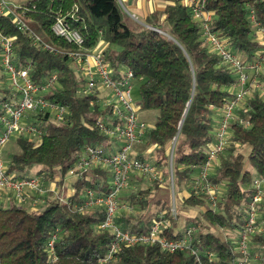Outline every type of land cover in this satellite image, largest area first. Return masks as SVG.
<instances>
[{"label": "trees", "instance_id": "obj_1", "mask_svg": "<svg viewBox=\"0 0 264 264\" xmlns=\"http://www.w3.org/2000/svg\"><path fill=\"white\" fill-rule=\"evenodd\" d=\"M25 4L30 8V24L45 41L57 48L71 46L51 31L61 14L79 30L85 48L96 46L102 38L104 58L110 67L116 72H133V83H139L140 109L155 115L144 141L134 147L136 156L157 165L167 183L173 147L174 187L177 185L180 193L187 192L179 198L178 216L173 219L170 200L162 202L157 198L164 186L154 181L143 188L140 182L144 180L135 177L122 196L133 210H120L116 222L123 230L146 232L151 219L163 212L171 220L167 231L171 238L194 227L192 245L198 249L199 258L187 249L168 252L158 244H137L122 246L116 257L105 264H232L239 256L238 234L252 199L253 177L264 175V69L252 72L250 80L255 79L258 85L252 86L250 94L235 109L230 141L210 169L208 179L220 191L213 208L206 194L196 193L192 185L206 149L214 141L220 113L233 94L237 76L204 41L200 24L189 7L174 0L140 23L119 0H30ZM205 9L213 13L211 30L233 52L246 62L258 58L262 52L258 28L264 27V0H206ZM0 31L15 37L13 49L18 62L32 61L33 79L57 72L58 84L44 96L68 108V119L61 124L47 123L44 116L39 117L44 125L39 141L25 133L14 137L17 150L4 155L7 170L19 179L39 167L37 174L43 178L62 180L86 144L107 143L108 137L97 125V118L105 111L98 101L90 103L94 96L78 91L79 73L64 53L33 45L5 16L0 18ZM0 89L7 97V85L4 83ZM245 146L247 153L242 150ZM93 170L94 176L86 174L75 181L72 205L82 200L87 187L102 191L109 188V174L100 168ZM72 205L46 198L38 209L29 210L14 200L0 202V264H100L98 260L112 236L96 226L103 211L94 207L81 213ZM189 208L198 209V213L192 218L184 217L181 226L180 211ZM263 223L264 195L257 204L256 225ZM221 229L230 230L231 236L222 235ZM55 230L56 259L51 261L48 241ZM209 252L215 259L209 260ZM249 256L256 264H264L263 228L252 234Z\"/></svg>", "mask_w": 264, "mask_h": 264}, {"label": "built area", "instance_id": "obj_2", "mask_svg": "<svg viewBox=\"0 0 264 264\" xmlns=\"http://www.w3.org/2000/svg\"><path fill=\"white\" fill-rule=\"evenodd\" d=\"M181 1L189 7L194 19L199 22L204 41L237 76L233 94L225 102L220 113L214 141L207 147L205 160L192 185L196 193L206 194L210 206L215 208L220 191L217 184L209 181L208 175L212 164L230 141V123L234 119L235 109L250 94L252 86L258 85L255 79L250 80V72L258 71L264 63V27L258 28L262 52L255 61L246 62L240 54L233 52L216 32L211 30L212 17L211 11L205 9L206 0ZM29 9L26 4L14 5L7 0H0V18L3 16L9 18L18 30L31 39L33 45L40 46L49 52L64 53L70 58L81 79L78 91L82 95L94 96L90 103L98 101L105 111L97 118V125L108 137L107 143L86 144L75 165L66 175L72 176L75 182L86 174L93 175V169L100 168L109 174V188L107 191H102L87 187L83 191L82 200L72 205L71 198L75 190L72 188V191L63 195V186L59 178L52 179L53 185L50 186L43 184L42 174L16 179L8 172L2 155L4 144L12 136L23 133L39 141L44 133L43 121L39 120V117L44 116L47 123L61 124L68 119V108L63 103L49 100L44 96V93L58 84L57 72H52L40 79H33L30 75L32 61L22 64L18 62L13 49L15 37L0 31V87L5 83L9 88L7 97H4L5 93L0 89V202L4 200H14L18 204L28 202L29 209L36 210L41 205L39 203H43L46 198H54L72 205L81 213L94 207H101L103 217L96 226L100 230L109 231L112 236L106 252L98 260L100 264L113 260L122 246L137 244H158L162 250L168 252L187 249L190 254L199 258L198 249L192 245L194 227L190 226L181 236L171 238L167 235V231L171 228V220L165 217L163 212L151 219L146 232L123 230L116 222L120 210H133L129 202L122 199L124 191L133 185V178H142L148 184L157 181L162 186L165 181L157 165L146 158L141 159L136 156L134 147L144 141L147 130L152 126L140 119L137 114L132 93L133 72L129 69H120L117 72L112 69L104 58V48L99 46L85 48L79 30L72 27L61 14H58L51 25V31L71 46L67 49L57 48L45 41L30 24L31 20L27 17ZM172 153L173 147H171L168 163L167 184L172 192L170 216L177 219ZM95 177L99 181L102 180L97 175ZM263 182L264 175L252 180V199L248 204L246 220L238 234L239 256L232 264H249L250 262V240L257 229V204L264 195ZM57 236V230H55L48 241L51 261L56 259L54 242ZM207 254L210 261L215 259L211 252Z\"/></svg>", "mask_w": 264, "mask_h": 264}, {"label": "crops", "instance_id": "obj_3", "mask_svg": "<svg viewBox=\"0 0 264 264\" xmlns=\"http://www.w3.org/2000/svg\"><path fill=\"white\" fill-rule=\"evenodd\" d=\"M30 0H27L25 2H21V1H13V0H7L8 3L10 4H14V5H21V4H25ZM122 7L124 8V10L136 21L143 23L144 19L148 16V14H150L153 11H161L163 10L168 4H172L174 2V0H119ZM211 17L213 18V13L211 12ZM96 46H99L101 48L105 47V42L104 39L100 38L99 41L97 42ZM264 69V64L260 67L259 70ZM252 72H250V76H251ZM143 120V119H142ZM145 121V120H144ZM136 152V151H135ZM39 169V168H38ZM37 172V171H36ZM37 174V173H36ZM58 178V177H55ZM54 178V179H55ZM65 178L66 176L61 180L60 184H62V186L66 187V182H65ZM52 179H47V178H43V184L45 185H50L52 186ZM71 185H69L67 187V191L69 192L73 186H74V180L73 181H69ZM187 192L183 191L181 193H179V198L186 196ZM42 203H39V205ZM26 205V204H25ZM28 205V202H27ZM29 206V205H28ZM186 211V212H183ZM196 212V213H193ZM198 213V209H192L189 208L187 210H181L180 211V215L184 218V217H189L190 218L194 217L195 215H197ZM181 216L178 219V222L181 224L182 218ZM250 261L253 262V264L255 262V260L251 259Z\"/></svg>", "mask_w": 264, "mask_h": 264}, {"label": "rangeland", "instance_id": "obj_4", "mask_svg": "<svg viewBox=\"0 0 264 264\" xmlns=\"http://www.w3.org/2000/svg\"><path fill=\"white\" fill-rule=\"evenodd\" d=\"M13 1H14V0H13ZM15 1L25 2V1H27V0H15ZM132 93H133L134 103H135V106H136V108H137V114H138L139 118L145 120L150 126H153V123H154V120H155V115H154V113L151 112V111L142 110V109H140V107H139V83H137V82L133 83ZM14 137H15V136H12V137H11V138H10L5 144H4V146L2 147V155H3V157H4V155H6L9 151H15V150H17V145H16V143H15V138H14ZM118 144H119V143H118ZM242 150H243V152L247 153L248 148L245 146L244 148H242ZM38 168H39V167H34L33 169H31V170L29 171V174H30V175H34V174H36V173H37L36 171H38ZM255 177H257V175H255L253 178H255ZM73 180H74V179H73L72 176H70V175H66V178H65L66 187L64 186V187L62 188V194H63V195H66V194L68 193V191H67V187H68L69 185H71L69 181H73ZM163 185H164V191H161L160 193H158L157 198L160 199L162 202H163V201H167V200H170V202H172V192H171V189L168 190V184L166 183V181H164ZM140 186L143 187V188H145V187H149L150 184L146 183L145 181H143V182L141 181V182H140ZM263 186H264V182H263ZM69 187H70V186H69ZM70 188H71V187H70ZM174 188H175V202H176V204L179 206V204H180V199H179V193H180V192H179V188H178L177 185H175ZM73 189H74V187H73ZM73 189H72V190H73ZM72 190H71V191H72ZM128 191H129V190L124 191L123 195H124V194H127ZM122 199H123V198H122ZM25 204H26V205H25ZM25 204H21V205H24V206H26V207L29 209L27 203H25ZM150 206L152 207V205H150ZM29 210H30V209H29ZM183 212H186V211H183ZM193 213H196V212H193ZM189 217H190V215H189ZM181 218H182L181 226H183L184 218H183L182 216H181ZM262 228H263V232H264V223H263L260 227H257L256 230H258V229H262ZM219 231H220V233H221L222 235L231 236V232H230V230H228V229H225V230H222V229H221V230H219ZM250 260H251V259H250ZM249 264H253V262L250 261ZM254 264H255V263H254Z\"/></svg>", "mask_w": 264, "mask_h": 264}]
</instances>
